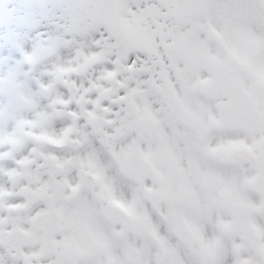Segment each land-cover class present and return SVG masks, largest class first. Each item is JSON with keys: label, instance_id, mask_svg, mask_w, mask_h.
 <instances>
[{"label": "rangeland", "instance_id": "rangeland-1", "mask_svg": "<svg viewBox=\"0 0 264 264\" xmlns=\"http://www.w3.org/2000/svg\"><path fill=\"white\" fill-rule=\"evenodd\" d=\"M207 3L203 6V11L198 12L195 19L186 23L185 21L176 22L172 26V31L177 29L178 31L187 32L189 30L192 40L196 45V48L203 50V48L211 46L216 38L209 35L214 31H220L219 25H222L220 18L217 17L220 14V11L217 7H213V4H216L214 0H206ZM226 9L230 14L236 12L242 14L245 12L246 4L249 0H225ZM219 29H218V28ZM246 28V25L238 27V29ZM218 29V30H217ZM221 33V32H220ZM102 37V36H101ZM209 41V43H207ZM94 51V50H93ZM103 54L107 57V60L102 65L93 66L91 70H88L86 66H81L77 63L72 70L76 72L74 80V92L77 95H100L104 89L111 85H115V82L121 83V80H138L142 79L144 73L136 67L130 73H122L121 76L116 78L115 71L122 65V60L126 59V54L123 52H118L114 50L102 51ZM90 52H75V58L79 61L80 56L83 58ZM97 52H93V55ZM118 59V63L116 60ZM141 59V56L138 58ZM128 65V64H127ZM126 69L124 68L123 71ZM66 82L62 80L61 84L64 85ZM145 83V81H142ZM119 95V94H118ZM3 103H0V108H2Z\"/></svg>", "mask_w": 264, "mask_h": 264}, {"label": "flooded vegetation", "instance_id": "flooded-vegetation-1", "mask_svg": "<svg viewBox=\"0 0 264 264\" xmlns=\"http://www.w3.org/2000/svg\"><path fill=\"white\" fill-rule=\"evenodd\" d=\"M59 0H0V34L8 39L12 35L20 37L14 40L13 47H19V42L23 39L24 33L29 38L20 42L25 48H30L31 44H47L53 35L50 23L37 25L38 18L50 16V11L58 8ZM42 240H39L40 245ZM32 245V244H31ZM29 245L28 247H30ZM36 243L32 245L35 247ZM40 257L29 258L24 256L21 259L13 256L9 252H0V264H52L54 259L50 252L44 250ZM35 249V248H34ZM2 251V250H0ZM183 264V258H181Z\"/></svg>", "mask_w": 264, "mask_h": 264}]
</instances>
